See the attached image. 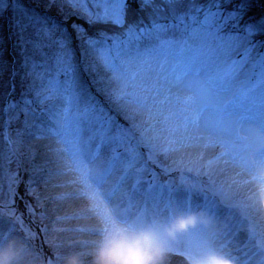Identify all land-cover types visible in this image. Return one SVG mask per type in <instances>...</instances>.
Listing matches in <instances>:
<instances>
[{
    "label": "snow or ice",
    "instance_id": "snow-or-ice-1",
    "mask_svg": "<svg viewBox=\"0 0 264 264\" xmlns=\"http://www.w3.org/2000/svg\"><path fill=\"white\" fill-rule=\"evenodd\" d=\"M9 9L28 83L4 108L0 246L20 237L35 248L14 210L26 159L37 205L49 201L55 213L83 202L45 227L46 264L87 248V239L62 238L68 230L57 225L69 218L96 221V234L131 213L217 217L221 207L235 221L222 237L192 229L171 256L186 262L218 248L264 264V0H46L40 10L0 0V16ZM61 17L83 23L69 31ZM33 184L55 192L41 197Z\"/></svg>",
    "mask_w": 264,
    "mask_h": 264
},
{
    "label": "clouds",
    "instance_id": "clouds-1",
    "mask_svg": "<svg viewBox=\"0 0 264 264\" xmlns=\"http://www.w3.org/2000/svg\"><path fill=\"white\" fill-rule=\"evenodd\" d=\"M203 228L217 237L227 231L217 217L203 209L191 213L180 212L164 220L149 213L148 218L138 219L131 213L107 224L88 246L81 251L65 255L62 264H169L173 245L192 229ZM0 264H46L44 256L20 237L0 246ZM185 264H239L227 249L213 248L187 260Z\"/></svg>",
    "mask_w": 264,
    "mask_h": 264
},
{
    "label": "rangeland",
    "instance_id": "rangeland-1",
    "mask_svg": "<svg viewBox=\"0 0 264 264\" xmlns=\"http://www.w3.org/2000/svg\"><path fill=\"white\" fill-rule=\"evenodd\" d=\"M22 3L26 7H31L40 10L44 8L46 4V0H22ZM61 19L65 23L66 27H68L69 31H71L72 24L83 23V21H78L75 17H71V18L61 17ZM16 31L17 30L14 26L13 13L11 9H9L2 16H0V165H3L5 163L3 160V155L8 149V144L3 135L5 131L4 122L6 120L4 108L6 107L7 101L9 99L19 100L21 92L25 90V86L28 83V80L24 79L26 70L23 68V53L21 48L18 46ZM74 43L78 44V42L75 41ZM8 48H10L9 49L10 51L7 50ZM9 58L10 60H8ZM13 86H14V91H13ZM9 93H12L11 97H9ZM18 126H19L18 124L14 123L12 127L13 129H15ZM24 151L27 152L26 147L24 148ZM40 152L41 155H37L35 160V163L37 164L42 163L44 159L42 155L44 149L41 148ZM161 163H164V161H161ZM11 167L13 170H16L15 164L11 165ZM28 168H30V164L25 159L24 166L18 169L19 182L16 190V195L14 197V210L16 214L21 217L23 221V226L25 228H30L32 232L36 234V239L33 240L32 243L34 244L37 251H39L46 259L50 252L47 239L50 238L52 233L49 231V233L46 235L44 232L45 227L47 226L49 229L53 227L54 214H58V215L68 214L69 216H71L73 210L83 207V202L69 201L66 204L58 206L55 209V213H53V205L49 201H44V207L43 208L40 207L39 205H37L35 196L28 190V183L30 178V172L26 170ZM154 170L157 173H160L161 171L160 168H154ZM174 175L177 180V187H180L178 174H174ZM148 178L149 177L147 176L145 177V179ZM3 184H5L4 170L3 167H0V185ZM32 187L36 188L37 192L40 193L41 197L50 196L55 192V189L51 188L50 186L48 188H45L43 185L33 184ZM21 189H23V191L25 192L28 203L24 202V199L21 195L22 193L20 192ZM178 194L181 197L185 195H191L192 201L197 200L203 203L202 194L200 193L187 194L184 192L183 189H181ZM44 208H47L48 216L46 218H41V213L42 211H44ZM220 211L221 213L231 215L229 210L226 208L221 207ZM92 221L93 220L88 218H81V219L69 218L63 221L62 223H60L59 225H57V227L69 230L68 229L69 226L70 225L72 226L71 231H65L64 233L61 234L62 238L65 239L66 241L69 238L91 240L90 237H94L95 234L85 233V232L78 233L77 231H75L77 229V228L75 229V227L77 226V224L80 225L79 227L86 226L89 222ZM95 223L96 226L97 222L95 221ZM233 223H235L234 220ZM37 224L40 225L41 231L36 230L35 226ZM241 234L243 235L245 240L244 233L241 232ZM173 258H176L175 260H178V262L180 261L181 264H185L183 258H181L180 256H171L169 259V264H177L173 262L172 260Z\"/></svg>",
    "mask_w": 264,
    "mask_h": 264
},
{
    "label": "bare ground",
    "instance_id": "bare-ground-1",
    "mask_svg": "<svg viewBox=\"0 0 264 264\" xmlns=\"http://www.w3.org/2000/svg\"><path fill=\"white\" fill-rule=\"evenodd\" d=\"M193 203L194 204H199V203H202V202H200V201H197V200H194L193 201ZM217 218H218V220L220 221V222H222V224H225V225H229V224H234L233 223V219H232V216L231 215H229V214H225V213H221V211L219 210V212H218V216H217ZM95 221L93 222H89L86 226H81V227H79L80 225L79 224H77V226L75 227V229L77 228H84L85 229V233H91V232H89L88 231V229H90V228H92V227H94L95 226ZM97 226V225H96ZM71 225L69 226V230L68 231H71L72 229H71ZM84 233V234H85ZM94 237H90V239H93ZM228 239H233V237H228ZM234 239H235V242L236 243H239L241 246L243 245V242H244V237H243V235L241 234V232L239 233V235L238 236H236V237H234ZM6 245V244H5ZM176 258H173L172 260H173V262H175V263H179V264H181V262L179 261L178 262V260H175Z\"/></svg>",
    "mask_w": 264,
    "mask_h": 264
},
{
    "label": "trees",
    "instance_id": "trees-1",
    "mask_svg": "<svg viewBox=\"0 0 264 264\" xmlns=\"http://www.w3.org/2000/svg\"><path fill=\"white\" fill-rule=\"evenodd\" d=\"M257 10H259V9H257ZM6 43H7V41H6ZM6 48H7V47H6ZM9 49H10V48H8L7 50H9ZM9 51H10V50H9ZM8 60H10V58H9ZM21 190H22V191H21ZM21 190H20V192L22 193L21 195H22V197H23V199H24V202H25V203H28V200H27V198H26L25 192L23 191V189H21ZM35 228H36L37 231H40V225L37 224V225L35 226Z\"/></svg>",
    "mask_w": 264,
    "mask_h": 264
}]
</instances>
